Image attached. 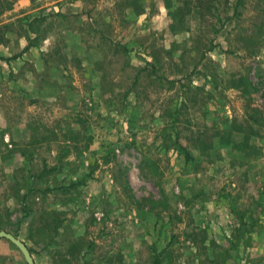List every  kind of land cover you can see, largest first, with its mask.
I'll return each instance as SVG.
<instances>
[{
    "label": "rangeland",
    "instance_id": "374dc122",
    "mask_svg": "<svg viewBox=\"0 0 264 264\" xmlns=\"http://www.w3.org/2000/svg\"><path fill=\"white\" fill-rule=\"evenodd\" d=\"M0 227L35 264H264V0H0Z\"/></svg>",
    "mask_w": 264,
    "mask_h": 264
},
{
    "label": "water",
    "instance_id": "95a60500",
    "mask_svg": "<svg viewBox=\"0 0 264 264\" xmlns=\"http://www.w3.org/2000/svg\"><path fill=\"white\" fill-rule=\"evenodd\" d=\"M1 238H6L10 242H12L20 250V252L23 254L27 264H35L28 247L25 245V243L23 241H21L20 239L15 237L13 234H11L5 230H0V239Z\"/></svg>",
    "mask_w": 264,
    "mask_h": 264
},
{
    "label": "crops",
    "instance_id": "0c3cea01",
    "mask_svg": "<svg viewBox=\"0 0 264 264\" xmlns=\"http://www.w3.org/2000/svg\"><path fill=\"white\" fill-rule=\"evenodd\" d=\"M3 239H5L6 241H8L6 238H1V239H0V242L3 241ZM8 242H9V241H8Z\"/></svg>",
    "mask_w": 264,
    "mask_h": 264
},
{
    "label": "trees",
    "instance_id": "16d2710c",
    "mask_svg": "<svg viewBox=\"0 0 264 264\" xmlns=\"http://www.w3.org/2000/svg\"><path fill=\"white\" fill-rule=\"evenodd\" d=\"M6 28V27H5ZM0 229H1V227H0ZM14 236H17L16 234H14ZM29 251L31 252V249L29 248Z\"/></svg>",
    "mask_w": 264,
    "mask_h": 264
}]
</instances>
